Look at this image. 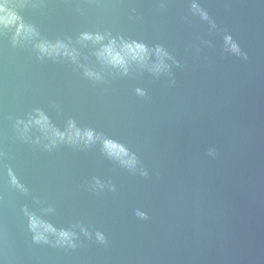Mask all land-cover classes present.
Returning a JSON list of instances; mask_svg holds the SVG:
<instances>
[{
    "label": "water",
    "instance_id": "1",
    "mask_svg": "<svg viewBox=\"0 0 264 264\" xmlns=\"http://www.w3.org/2000/svg\"><path fill=\"white\" fill-rule=\"evenodd\" d=\"M9 2L36 35L14 44L16 28L0 30V264H264V0ZM109 36L143 43L149 64L162 47L168 69L104 64ZM41 41L76 61L42 56ZM37 109L100 139L46 150L38 126L16 124ZM28 214L76 247L37 243Z\"/></svg>",
    "mask_w": 264,
    "mask_h": 264
},
{
    "label": "clouds",
    "instance_id": "2",
    "mask_svg": "<svg viewBox=\"0 0 264 264\" xmlns=\"http://www.w3.org/2000/svg\"><path fill=\"white\" fill-rule=\"evenodd\" d=\"M22 6V5H21ZM193 7H196L193 5ZM203 18L207 19L206 13L201 12ZM15 27L16 31L13 36V43H17L20 39H31L36 35L35 29L31 25H26L18 13L14 10L9 0H0V30L9 29ZM106 38L105 35L96 33H82L80 36L81 41H92L93 43H101ZM38 51L42 56H59L63 55L69 57L76 61L77 52L74 48H69L67 44L62 41H58L55 44H51L47 41H41L36 45ZM233 52L239 53V49L236 44L231 45ZM154 54L157 57V62L154 64H149L150 50L143 44L136 41H124L122 38L119 45H117V40L115 38H108L107 44H102L99 51L96 53L98 59H100L104 64L110 65L113 68H118L123 74H127L129 70L130 62H135L142 67H147L149 71L159 74L162 71L168 69V65L165 64V57H168V53L160 46H157L154 50ZM170 58V57H169ZM87 77L94 80H101L102 77L99 73L93 72L90 69H85L84 73ZM138 94L144 95L141 90H137ZM17 127L23 125L20 129L21 136H24L30 126L36 125L40 130L45 133V138L49 140L48 144L44 147L46 150H51L59 142H66L69 144H76L78 142H83L85 145L94 143L100 137L90 129L81 131L76 128L73 121L69 120L68 127L65 132H60L55 129L48 117L43 113V111L37 109L35 116L29 118L28 122L25 123L22 120H17ZM103 147L109 156H112L120 161L125 167L134 169L137 163L136 158L133 154L128 153V151L113 141L108 139L103 140ZM13 183H15V178H13ZM97 186L100 182H96ZM50 210V209H49ZM139 215H143L138 213ZM29 215L30 230L34 233L33 239L39 243H50L48 236L54 235L56 237L55 244L59 246H65L74 248L76 247L74 243L75 233L65 230H57L51 224L41 221L33 214ZM87 234V233H85ZM97 239L104 243L105 239L100 234L97 233Z\"/></svg>",
    "mask_w": 264,
    "mask_h": 264
}]
</instances>
